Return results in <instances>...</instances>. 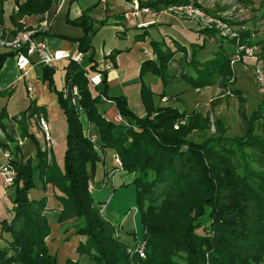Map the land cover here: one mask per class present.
Masks as SVG:
<instances>
[{
	"label": "trees",
	"instance_id": "trees-1",
	"mask_svg": "<svg viewBox=\"0 0 264 264\" xmlns=\"http://www.w3.org/2000/svg\"><path fill=\"white\" fill-rule=\"evenodd\" d=\"M14 9L7 14L9 27L19 28L23 15L37 14L38 18L51 6L52 0H13ZM131 1V0H128ZM138 6H148L155 11L168 5L183 4L194 0H136ZM205 10H208L204 8ZM69 24L81 28V34L71 36L54 33L75 44L85 53L81 64L71 60L63 64V77L67 86L74 85L79 94L78 105L85 121L96 131L91 141L84 134L80 116L69 103L67 95L55 88L53 68L40 65V79L56 98L62 110L66 129L62 165L46 160L45 152L38 146L33 132L25 121L39 111L33 99L15 119L19 137H27L35 148L33 158H16L17 145L0 142V150L8 149L12 159L4 164L12 168L13 196L10 216L0 219V264H57L56 255L48 250L45 237L49 224L43 215L45 195L31 198L28 191L35 186L34 175L40 188L46 184L53 188L51 195L59 202L56 222L72 220L70 235L84 236L75 246V252L85 255L95 264H130L133 260L120 238L113 236L112 227L98 214V205L86 189L92 181L94 163L101 160V150H112L120 161L121 170L132 173L130 184L134 188L135 205L139 213L142 237L145 238V257L140 264H261L264 263V114L259 105L245 118L246 126L239 136L225 137L224 128L215 121L216 134L199 135L198 140L187 138L192 130H203L207 119L196 111L183 112L174 106L153 103V91L143 84L145 73L155 75L164 86L174 77L168 65L175 52L185 56L186 48L172 40L174 48L161 38L149 37L153 58L139 64L138 94L144 109L142 116L133 113L123 95L109 98L123 122L106 119L97 109L100 97H105L106 71L97 69L93 59L91 35L96 30L94 20L81 12L74 17H64ZM0 21L3 20V0H0ZM102 24L105 19L96 23ZM7 24V23H6ZM202 33L213 34L210 27H201ZM146 31L132 34L133 40L142 39ZM241 36L246 31H240ZM232 39V40H231ZM231 41H234L231 38ZM188 67L192 73L181 72L179 77L190 88L217 85L224 88L231 72L229 59L222 49H216L207 58L198 60L196 53L203 47L189 43ZM119 52L111 48V60ZM264 53V44L261 49ZM9 49L0 50V67ZM85 66V67H84ZM84 67V68H83ZM97 71L100 83H88L87 72ZM235 93L237 90L232 89ZM12 86L0 90L9 95ZM165 95L164 90L158 93ZM264 103V100H263ZM7 114L0 107V129L5 132L3 119ZM186 117L185 123H180ZM176 125V127H174ZM258 129V133L254 128ZM112 226V225H111ZM62 264H77L66 257Z\"/></svg>",
	"mask_w": 264,
	"mask_h": 264
},
{
	"label": "rangeland",
	"instance_id": "rangeland-1",
	"mask_svg": "<svg viewBox=\"0 0 264 264\" xmlns=\"http://www.w3.org/2000/svg\"><path fill=\"white\" fill-rule=\"evenodd\" d=\"M67 1L70 4L69 14H74L75 12V14H80L83 12L94 20L93 25L97 28L91 35V45L94 50L95 58L99 60L102 54L112 46H123L126 44V41L123 40L124 37L116 36V38H114V26L119 25V27H122L123 25L122 23L116 24L115 21L111 20V16L113 14L123 12L131 13L133 8H131V5H128V0H65V4L62 6L59 13L52 18L53 23L50 22L52 23L51 30H65V28L70 29L75 26L67 23L64 19L67 14L65 13L63 15V9L66 4H68ZM194 1H196L197 4L193 1H188L186 3H189L191 7L200 9V11L198 10L200 13L196 15H193L192 12H190L192 13L191 15L186 12H175L174 9H165L168 10V12L178 13L182 18L194 20L196 31L198 33V35L194 37V41L199 43L203 40V47L196 53V58L198 60L207 58L216 49L223 50V53L229 59L228 65L231 68V72L227 79V85L224 88H220L217 85H209L193 89L179 77L181 72L192 73V69L188 67L187 63L189 60V44L188 46H184L186 48L185 56H182L179 50L177 53H174L175 56L168 65V71L174 75L169 83L162 86L160 79L150 73H145L141 80L143 84L147 85L149 89L155 93L153 95V103L155 105L174 106L183 112L196 111L206 117L207 127L200 131L192 130L188 133L187 138L198 140V134L203 136L216 134V120L220 122L224 128L222 133L223 136L227 138L239 136L242 134L246 126L245 118L248 117L252 110H255L259 105H261V111L264 114V82L260 84L261 78L264 80V53H261V49L264 44V0ZM11 2V0H8L3 3V20L7 24V14L11 10ZM149 8L151 9V7ZM204 8L208 10H205ZM48 12H50V9ZM100 19H105V22L107 21V23H96V21ZM205 26L213 29L212 32L214 33H202L200 29ZM79 30H81L80 27ZM123 30H129V28H121L120 32ZM240 31H246V35L243 34V36H241ZM54 33L57 32H53L52 34ZM122 34L123 32H121V35ZM231 38H233L234 41H231ZM1 49L2 48H0V50ZM107 53L108 52L105 54ZM257 66L259 71L256 70ZM16 73L17 72L14 68V57L7 56L0 67V90L9 88L11 84H13L15 88L12 89L9 96L8 94L0 95V107L4 106L5 109H9V111L19 113V111L21 112L22 107L26 104V100H28V98L24 94L25 91L22 81H15ZM261 87H263V89H261ZM232 89L237 90V92L235 93ZM161 90H164L165 93L163 97L158 95ZM48 91L43 88L41 96L43 98H47L48 100L50 98L54 100L52 93H49L51 91ZM29 95L31 96V93H29ZM127 98L128 100L126 99V103L129 109L137 116H142L144 109L138 94L135 96L129 95ZM186 120L187 119L185 117L180 121V123H185ZM80 121L84 127V124L86 123L84 116H80ZM47 125L49 129L51 152L50 150H48V152L44 150L46 160L49 162L51 153L53 163L61 168L62 154L65 146L64 133L66 123L64 119H55ZM174 127H176V125H174ZM254 131L256 133L259 132L256 127L254 128ZM32 132L38 146L42 148L44 141L41 133L36 130L35 126L32 128ZM84 132V134L88 133L86 130H84ZM89 137L91 136L89 135ZM17 144H19V142ZM113 153L114 152L111 153L112 161ZM0 156L2 157L1 150ZM11 156L13 157L12 154ZM121 174L126 175V177L131 175V173L127 172ZM37 178L34 175L35 181ZM13 179L14 173L7 186L13 187ZM129 182L130 180L127 184L124 182L122 185H115L114 188L110 185L105 186L111 194V200L109 201V207L107 208L110 212L108 210H104L102 213V211L99 212L98 209V214L105 220V225L112 227L113 231V222H109L112 219L110 216H115L117 219L120 218L124 211L129 210V216L127 217V220L123 221L124 223L122 225V229H120V235L126 233V231H124L125 227H130L132 230L134 225L137 226V231L135 233L140 237L142 228L139 223L138 209L136 207L135 213L132 214L130 211L136 205L134 200V188ZM91 184L93 190L91 192L87 191L92 197L96 198L100 195V192L97 191L98 188H94L95 186L97 187V184H94L92 181ZM46 185L51 187L48 183ZM102 187L104 188V186ZM9 190L10 189H8V191ZM6 203L7 205L10 204V201L7 198L0 202V219L8 217L7 215L9 214V210L7 211L5 208ZM97 205L99 208L102 207L98 202ZM57 213L54 218L55 222ZM132 218L134 220V224H132ZM74 238L75 237L72 236V240ZM121 238L124 239L123 236H121ZM56 263L62 264L61 259L58 258Z\"/></svg>",
	"mask_w": 264,
	"mask_h": 264
},
{
	"label": "crops",
	"instance_id": "crops-1",
	"mask_svg": "<svg viewBox=\"0 0 264 264\" xmlns=\"http://www.w3.org/2000/svg\"><path fill=\"white\" fill-rule=\"evenodd\" d=\"M6 1L8 0H3V3ZM11 1H12L11 2L12 6L10 11L14 9V1L13 0ZM135 1L136 0H131V1H127V3L129 6L131 5L132 8L133 3ZM67 3L68 4H66L65 8L63 9L64 11L63 15L66 13L68 17H74L77 14H79V13L75 14L76 12L74 14H69L70 4L68 1ZM37 17H38L37 14L23 15L20 21L24 24H32L33 22H35ZM111 20L115 21L116 24L122 23V25L124 26V27L123 26L119 27V25L114 26L115 27L114 38H116V36H122L124 37L123 40L126 41V44H124L123 46L115 45L111 47V48L119 49V52L114 56L112 60L108 58V54L110 53L111 48H108L106 50V52L108 53L107 54H105L106 52L103 53L101 58L98 60L97 58L94 57V50L92 47L93 59L97 63L98 67L102 66V61L104 58H108L112 63V67L106 71L107 88L105 92V97L103 98L101 96L100 101L97 104V109L108 120H112V117L115 114H117L115 105L109 98L123 95L128 100L127 97L129 95L135 96L138 94L139 64L144 59L153 58L151 47L148 42V38L150 36L154 38H161L165 41L167 45H169L171 48H174L172 40L177 41L181 45L188 46V43L190 41H194L195 40L194 37L198 35L194 20L182 18L178 13H173L170 11L168 12V10L166 9L155 11L154 9L151 8L148 11L140 10L136 14H131L128 12L117 13L111 16ZM52 23H50L48 30L44 34V39L47 46L50 49H64L67 50L69 54H73L76 50L74 42L52 33L57 32L71 36H78L81 34V30H79V27L74 26L70 29L65 28V30L53 31L51 30ZM105 23H107V21ZM5 25L10 26L6 23ZM121 28L122 29L129 28V30L121 31L123 32V34L121 35L120 32ZM142 30L146 31L144 37L140 40L133 41L132 34L135 32H140ZM40 74H41L40 65L35 64L28 69L27 80L29 81L32 88L31 96H29L25 90V81L19 80L22 81V84L24 86V91H25L24 94L27 98L33 99L36 106L43 107L42 112L47 121V124H49V122L51 121H54L55 119L63 120L64 115L62 113V110L57 105L55 95L52 92L48 91L46 84L42 82L40 79ZM52 78H53L54 86L55 88H57L58 87L57 74L53 73ZM11 86L12 89L15 88L13 84H11ZM43 88L49 93H52L54 100H52V98L48 100L47 98H43L41 96ZM27 102L28 100H26V104L22 107V110L26 107ZM5 111L7 114L6 118L3 119L5 132H2L0 129V142H5V143L9 142L7 140V136H10L14 139V141L9 143V147L11 148L14 145H17L19 148V152L16 153L17 157H19L21 160H25L26 158H33L35 154V148L32 142L27 137H19V130L17 127V123L15 119H12L11 117L13 114L18 116L20 111L19 113H14L12 111H9V109H5ZM25 123L27 125V128H29V130L32 131V128L34 126L36 130H38L37 125L32 117L28 118L25 121ZM84 130L88 132L87 133L88 136L90 135L91 138H93L94 140L96 139L97 131L91 123L86 122L84 124ZM18 142L19 144H17ZM111 153L112 150L104 148L103 150H101L102 159L94 163L92 182L94 184H97V187L95 186L94 188L96 189L98 188L97 191L100 192V195L96 198L92 196L91 197L94 202L100 203V206H102L100 207L102 208V213L104 210H108L110 212V210L107 208L109 207L108 204L109 201L111 200L110 199L111 194L108 192L105 186L110 185L112 188H114L115 185H122L124 182L127 184L132 177V173L131 175H129V177H126V175L121 174L124 173L122 170L114 172L110 176H106L107 172L114 166ZM50 160L51 161L53 160L51 153H50ZM4 162L5 159L2 155V157L0 156V166H2ZM56 167L59 170L61 169L58 166ZM102 186H104V188ZM8 189L10 190L8 191ZM51 192H52V188L49 185L45 186V191L40 189V180L38 178L35 181V186L28 191L29 197L34 199L39 198L43 194L45 195V210L43 211V214L48 220L49 229H50L49 234L45 237V242L48 247V250L50 252L55 253L56 261H58V258H60L62 263L66 257H70L72 259H76L77 264H95L91 260L87 259L85 255H81L75 252L76 244L79 241H83L84 236L70 235V233L73 231L74 221L65 220L61 223H57L54 221L55 215L57 211L60 209V204L51 195ZM12 196H13V187L5 185L3 183L2 176L0 175V202H2V200L5 198L9 199L10 204L7 205L6 203L5 205L7 211L11 207ZM7 216L9 217L10 213ZM128 216L129 213H127L126 210L122 213L120 218L116 219L115 216L111 215L110 217L112 218L111 219L112 221L110 220L109 222H113L112 223L113 226L115 224L121 223L120 229H122V225L124 223L123 221L127 220ZM132 221H133L132 224H134L133 218ZM124 231H126V233L119 236L120 240L126 245L133 244L134 239L137 236L135 233L137 231V226L133 225L132 230L130 227H125ZM72 236L75 237L73 240H72ZM121 236H123L124 239H122Z\"/></svg>",
	"mask_w": 264,
	"mask_h": 264
},
{
	"label": "built area",
	"instance_id": "built-area-1",
	"mask_svg": "<svg viewBox=\"0 0 264 264\" xmlns=\"http://www.w3.org/2000/svg\"><path fill=\"white\" fill-rule=\"evenodd\" d=\"M64 4L65 0H52L51 6L42 13L40 18L36 19L32 24H24L19 28L9 27L0 21V48L9 49L13 52L14 68L17 72L15 81H25V90L28 95L32 91L31 85L27 80L28 69L35 64L52 67L54 73H56L58 77L57 88L62 92L63 96L67 95L69 103L74 107L77 114L82 116V108L78 105L79 94L74 85H71L70 87L66 85L63 77V64L68 60L81 64L86 54L77 49L73 54H69L67 50L64 49H50L44 39V34L49 28L51 19L59 13ZM132 8V14H136L140 10H150L148 6H138L136 1L133 3ZM166 8L170 10L174 9L175 12H186L191 15L192 13L193 15L200 13V9L191 7L189 3L168 5ZM49 9L50 12H48ZM111 67V61L108 58H104L102 66H97V69L107 71ZM256 70L259 71L258 66ZM87 78L88 83L93 87L97 86L101 80L100 74L97 71L87 72ZM260 82V84L264 82L263 78H261ZM261 89H263V87H261ZM32 118L37 125V131L41 133L44 141L42 149L48 152V150H50V136L47 121L43 112H35L32 115ZM111 121L125 123L119 114H115ZM86 136L88 135L86 134ZM89 138L91 141L94 140L91 137ZM1 152L5 161L12 159L11 153L8 149L1 150ZM113 163L114 166L107 172L106 176H110L112 173L121 170L119 158L115 153H113ZM0 175L2 176L3 183L7 185L12 179L13 170L10 166L3 164L0 166ZM86 189L90 192L93 190L90 180L86 183ZM101 211L102 208H99V212ZM130 211L131 214L135 213L136 206ZM128 212L129 210H127V213ZM113 227L112 234L115 238H118L120 236L121 223L115 224ZM142 234L143 232L141 231V236L135 237L133 244L127 246L125 249L126 253L133 258L130 264H140V260L145 257L146 241L145 238L142 237Z\"/></svg>",
	"mask_w": 264,
	"mask_h": 264
}]
</instances>
